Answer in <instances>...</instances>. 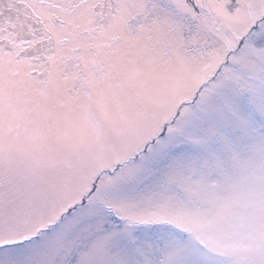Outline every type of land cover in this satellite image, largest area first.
Returning a JSON list of instances; mask_svg holds the SVG:
<instances>
[{"label": "snow or ice", "instance_id": "obj_1", "mask_svg": "<svg viewBox=\"0 0 264 264\" xmlns=\"http://www.w3.org/2000/svg\"><path fill=\"white\" fill-rule=\"evenodd\" d=\"M0 264H264V0H0Z\"/></svg>", "mask_w": 264, "mask_h": 264}]
</instances>
